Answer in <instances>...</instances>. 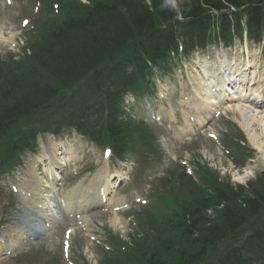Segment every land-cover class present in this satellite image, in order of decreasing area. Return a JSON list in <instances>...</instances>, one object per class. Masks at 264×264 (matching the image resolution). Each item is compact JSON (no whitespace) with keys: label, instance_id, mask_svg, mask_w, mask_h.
<instances>
[{"label":"trees","instance_id":"obj_1","mask_svg":"<svg viewBox=\"0 0 264 264\" xmlns=\"http://www.w3.org/2000/svg\"><path fill=\"white\" fill-rule=\"evenodd\" d=\"M162 3L45 0L19 60L0 56V168L32 149L37 133L74 127L98 141L103 122L104 142L120 158L129 128L120 104L146 85L148 65L165 63L179 44L186 53L231 45L244 32L255 42L264 37V0H181L180 19ZM234 146L243 165L250 155ZM200 169L201 186L180 176L184 186L167 208L142 217L144 237L131 241L147 248L115 244L102 264H264V171L232 186Z\"/></svg>","mask_w":264,"mask_h":264},{"label":"rangeland","instance_id":"obj_2","mask_svg":"<svg viewBox=\"0 0 264 264\" xmlns=\"http://www.w3.org/2000/svg\"><path fill=\"white\" fill-rule=\"evenodd\" d=\"M38 3L36 0H0L1 57H5L4 55L8 52L16 54L17 58L21 56L17 54L25 45L26 33L31 28L37 11L39 10V14L41 11ZM249 61L252 68H249ZM244 62L245 65L247 64L246 67H244ZM212 64L215 65L214 68ZM227 67L230 70L229 74L233 71L238 73L235 75L237 80L243 77V80L247 78L250 80V77L256 75H258L257 78H262L260 80H264V42L253 44L243 39L242 41H234L233 46L227 49L213 46L203 51L195 50L187 58L181 56L179 59H172L165 73L155 72V77L151 78L152 83L156 85V93L159 92L163 95L165 101L163 102L164 109L157 112L158 118H160L157 123H150L152 120H148L146 115L143 116V119L150 126L148 135L153 137L151 143L155 144L156 149L159 151L151 158L152 162L137 164V167L143 168L144 175L156 176V179L161 180L168 177V173L174 171L175 174H180L184 169V173L189 172L190 176L196 178V166L194 164L201 163L218 176V182L228 181L232 186H243L257 176L260 171H264V157H261V153L251 144V136L247 135L242 126L243 114L245 116L253 115L258 119L264 111H250L245 104L237 101L223 103L218 108L212 109V112L216 111L215 115L212 113L203 118L202 128H199V131L196 132L189 126L185 127L184 122L189 123L188 114L190 115V110L185 105L191 102L192 96L195 100L197 83H204L207 88L209 84L210 87V82L205 79L209 76V79L216 85L218 82L215 80L216 74L219 72L220 74L226 73ZM251 70L253 71L251 72ZM263 86L264 84H257L255 89H262ZM208 89L209 93L211 89ZM223 95L227 96L226 93H223ZM159 106L160 104L156 103L155 108H159ZM234 107H244L243 114H232L230 109ZM135 114L140 119L139 114ZM135 114L133 115L135 116ZM170 120H174V122H170ZM244 121L246 122V120ZM263 128L264 119L256 124L255 129H252L251 132L252 134H254V131L260 133ZM173 129L174 133L172 132ZM150 130L152 131L150 132ZM196 130L198 129L196 128ZM192 132L194 133L192 134ZM199 132L203 134L200 135ZM227 135H230V137H240L241 135L246 141L244 143V153L251 155L252 158L247 161L243 170L234 168L226 151L222 148V138ZM62 140L64 142L60 146H65L66 152L58 155V160L69 159L68 162L74 166L66 169L62 168V170L65 169L64 176L70 178L75 174L78 175L74 179L66 178L67 180L61 183V191L58 195L60 199H63L64 194L62 191L67 187L66 185L73 184V181L81 175L80 172L83 169H86V172L89 171V173H86L87 176L84 177H87V180L82 181L83 178L80 181L83 186L89 185L98 170H104L108 166L107 170L111 173L117 169L118 161L114 158L106 159L102 154V149L91 147L87 143V145L80 143L81 138L75 134L66 133L63 135ZM57 142L50 137H38L39 156L46 155L51 147L56 150L58 147ZM135 146L140 145L136 144ZM140 153L139 150H136L129 156L138 162L141 159ZM65 154H68L69 158H66ZM81 156H84V162L81 164L76 163L77 157ZM157 158L159 162L156 161ZM129 166L131 164L127 165L126 168ZM129 170L126 169L123 175L126 176ZM245 170L247 172L244 174ZM30 171L29 168H19L11 176L0 181V188L2 189L0 190V222L7 223L6 225H0V238L5 240L6 245H11L6 250L1 251L0 244V264H76L82 262V259H85L88 264H101L104 260L101 251L105 249V233L106 236L109 233V236L113 237L114 234L123 241H127L132 233L131 211L138 209L139 201L150 198L149 195H145V190L151 187V182L145 181L144 178H141L142 182L134 180L130 184V192L125 193V200L122 199L121 195L115 194L116 198L110 203L111 208H96L88 214H83L87 216L84 223L81 220L74 221L70 215H66L67 211H62V208H60L62 221L57 220L54 228L50 226L51 228L46 230L44 234L42 232L33 234L32 240L20 241L19 243L16 233H13L15 224H19V222L20 224L26 223L24 219L26 216L32 217L36 224L37 212L33 208L34 205L31 200L22 201L21 198V190L22 192L29 191L30 185H32L29 176ZM197 176L199 179L200 175ZM172 184H177V181L173 180ZM129 197L131 198L129 199ZM119 199H122V201L116 202ZM15 205H17L16 208ZM113 205L115 208L119 207L120 209L114 211L112 209ZM16 214L18 215L15 217ZM56 215L59 217L58 214ZM145 220L147 221V219ZM148 228L151 230L152 226ZM5 231L8 232V236L4 235ZM67 231L71 232L68 234L69 238L64 237ZM158 231H152L153 239ZM64 239L67 240L68 245L62 250L60 244L63 243ZM130 247L133 249H136V247L137 249L147 248L142 245L136 246V243L132 242ZM21 257L29 259L30 263H23Z\"/></svg>","mask_w":264,"mask_h":264},{"label":"bare ground","instance_id":"obj_3","mask_svg":"<svg viewBox=\"0 0 264 264\" xmlns=\"http://www.w3.org/2000/svg\"><path fill=\"white\" fill-rule=\"evenodd\" d=\"M250 68H252V66H250ZM254 83H255L254 86H252V88L249 90V92L251 93L250 95L253 96V100L250 102H247V101H240V102L245 103L247 105L248 110L264 111V86L262 87V89H255L257 87V84L260 83L259 78L257 79V81L255 80ZM208 91H209V89L204 85V83H197L196 93H197V96L200 97V101L202 103H194L192 105V108H197L196 110L201 114L211 113V110H212V105L207 100ZM211 98H212V100H216V97L213 95H211V97H209L208 99H211ZM231 100H232V98H231ZM243 108L244 107H242V108L234 107L233 109H230V112L232 114L242 115L243 110H244ZM263 119H264V113L261 116H259L258 119L253 117V115L252 116H245L244 114L242 115V126H243L244 130L246 131L247 135L249 137L251 136L250 142L254 146V148L261 153V157H264V128L262 129V131L260 133H255V131H254L253 132L254 134H252L251 131H252V129H255V125L258 124L259 122H261ZM244 120H246V122ZM172 132L174 133V130ZM52 154H53V151H51V153L48 156H52ZM246 172L247 171H244V174ZM107 177L108 176H106V178ZM36 178L40 179L42 177L36 176ZM47 179H48V181L46 182L45 188H47L49 190L48 192L51 193V192L55 191L54 186H56V183L54 180L56 178L52 175L51 176L48 175ZM100 179L102 180V176H100ZM116 179L120 180L121 175L118 174L116 176ZM109 182H110L109 180H106L105 184L100 185L99 188H100L101 192H108L111 189ZM37 184H38V182H37ZM40 191L43 194H40ZM28 194H29L32 201H34L35 203L37 201H39L41 206L44 208V210H42V208H41L39 211L48 219H52V217H54L55 221L52 220V223H56L58 220V217L55 213L56 212L55 211L56 210L55 200L50 201L51 197L49 195H47V191L42 188L41 184L39 183L35 189H33L31 192L26 193L25 196H28ZM93 196H95V195H93V192H85L82 195V197L80 198L79 204L84 203L86 205L87 201L93 200V198H94ZM40 198H41V200H40ZM35 199H37V201ZM73 200H74V198L69 199L68 205H72ZM45 219L42 220V224L43 223L45 224L46 221H48ZM79 220H80V218H79ZM44 227H45V225H44ZM22 235H24V234H22ZM25 237H26L25 238V240H26L28 237H27V235H25ZM9 246H11V245H9Z\"/></svg>","mask_w":264,"mask_h":264},{"label":"clouds","instance_id":"obj_4","mask_svg":"<svg viewBox=\"0 0 264 264\" xmlns=\"http://www.w3.org/2000/svg\"><path fill=\"white\" fill-rule=\"evenodd\" d=\"M161 9L174 12L177 19L182 18L181 0H163Z\"/></svg>","mask_w":264,"mask_h":264}]
</instances>
